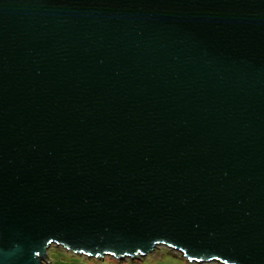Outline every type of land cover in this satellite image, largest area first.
Segmentation results:
<instances>
[{
	"label": "water",
	"instance_id": "obj_1",
	"mask_svg": "<svg viewBox=\"0 0 264 264\" xmlns=\"http://www.w3.org/2000/svg\"><path fill=\"white\" fill-rule=\"evenodd\" d=\"M53 246L264 264V0H0V264Z\"/></svg>",
	"mask_w": 264,
	"mask_h": 264
},
{
	"label": "rangeland",
	"instance_id": "obj_2",
	"mask_svg": "<svg viewBox=\"0 0 264 264\" xmlns=\"http://www.w3.org/2000/svg\"><path fill=\"white\" fill-rule=\"evenodd\" d=\"M48 256L50 261L49 264H190L177 252L168 250L164 247L157 249L154 253L149 254L147 257L141 258V260L126 259L123 261H117L111 257L93 259L75 255L55 246L49 249Z\"/></svg>",
	"mask_w": 264,
	"mask_h": 264
},
{
	"label": "trees",
	"instance_id": "obj_3",
	"mask_svg": "<svg viewBox=\"0 0 264 264\" xmlns=\"http://www.w3.org/2000/svg\"><path fill=\"white\" fill-rule=\"evenodd\" d=\"M137 260H139V259H137Z\"/></svg>",
	"mask_w": 264,
	"mask_h": 264
}]
</instances>
